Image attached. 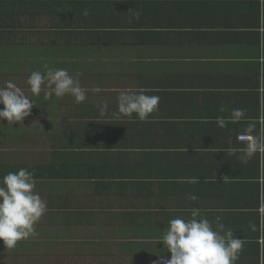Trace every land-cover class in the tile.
Segmentation results:
<instances>
[{
	"label": "crops",
	"instance_id": "1",
	"mask_svg": "<svg viewBox=\"0 0 264 264\" xmlns=\"http://www.w3.org/2000/svg\"><path fill=\"white\" fill-rule=\"evenodd\" d=\"M126 1H129V7L125 10ZM142 1L148 6V12L142 19L151 24L128 28L136 18L135 10L131 9ZM89 3L90 0H86L85 4L92 10L90 14L97 17L99 11L105 14L104 18H99L105 25L98 26L107 41L103 49L90 52L91 48L82 44L84 52L90 53L88 56L91 57L92 52L101 55L102 63L94 56L99 73H91L97 87L102 85L107 89L109 85L108 93L116 92L117 96L121 91L128 93L147 89V94L160 97L157 111L146 120L136 118L140 123L138 127L149 135L147 147L160 152L155 164L165 167L155 183L173 192L177 190L173 189L176 186L172 183L180 182L190 187V192L194 191L192 194L204 198L207 197L198 194L196 189L209 191L208 201L214 207L215 203L211 202L215 199L214 190L219 181H229L226 175L238 172L243 165L260 164L261 156L257 155L260 152L249 157L247 145L250 141L240 140L239 136H254L252 124L260 120L249 115H255L256 106L259 110L262 105L264 108V0H92ZM112 4L118 6V11L113 10ZM0 6L4 8L0 9V18L7 22H20L12 28L23 32L37 30L41 39L38 41L47 51L61 52V56H65L61 62L69 59L76 63V56H70L78 51L76 27H73V37L59 33L57 36L49 35L46 40L47 33H54L49 22L68 24L69 31L71 23H76L78 11L72 0H38L35 7L29 3L19 11L14 9V0H0ZM87 17L91 21L94 19L89 13ZM33 41L26 36L22 45ZM114 59L117 61L113 62ZM20 63L23 67L29 66L22 61ZM55 63L60 61L37 70L43 73L47 68H55ZM107 66L111 68L110 72ZM24 72L22 77L26 74ZM236 109L243 110L244 115L237 117ZM156 141L158 146L154 144ZM47 148L45 145L40 151L28 147L33 161L39 155L45 163L49 162L50 149ZM180 152L186 155H180ZM15 165L23 166L20 163ZM179 169L182 170L181 176L178 175ZM193 178L196 183L189 182ZM36 181L40 183L38 188L49 192L46 199L52 210L44 225L50 227H42L32 237V252L25 253L21 247L14 252L18 255L10 253L2 257L0 254V264H61L62 257L72 264L76 256V264H110L112 261H117V264H160L161 256L170 255L163 253L162 249L159 252L161 239L156 238L147 240V248L137 247L138 252L131 256H123L119 247L110 251L108 243L112 238L105 241L106 233L92 241L86 237H79V240L76 230L81 226L94 229V223H77L75 194L68 197L71 200L73 197V200L62 205V210L56 206L63 196L71 193L70 184L76 185V182H65L63 192L55 188L54 191L60 193V198H57L46 181L38 178ZM173 202L174 199L166 201V204ZM210 204H204L205 211L200 212L198 218H206L211 213ZM184 211L180 217L185 220L191 218L192 208ZM172 217L177 218L174 213ZM163 218H153V229L168 227L170 219ZM56 225L70 229L69 235L59 233ZM122 225L115 222V225L106 224L102 229H116ZM117 239L120 246L124 240ZM150 243L156 247L152 249ZM80 247L87 250L79 252ZM8 250L0 249L4 253ZM253 258L243 264H261L260 259L254 261ZM242 261L240 259L238 264Z\"/></svg>",
	"mask_w": 264,
	"mask_h": 264
},
{
	"label": "trees",
	"instance_id": "2",
	"mask_svg": "<svg viewBox=\"0 0 264 264\" xmlns=\"http://www.w3.org/2000/svg\"><path fill=\"white\" fill-rule=\"evenodd\" d=\"M14 1V9L17 11L29 3H33L35 7L38 2V0ZM85 2L86 0H72L78 15L76 23H71L70 31L68 30V24L55 21L48 23L53 28L54 33H47L46 40H48L49 35L57 36L59 33L73 37V27H76V34L78 35L76 50L78 51L76 55H70L71 57L84 54L82 44H86L91 48V51L97 52L101 51L107 42L102 37L101 28L98 27L105 25V22L99 19L104 18V12L99 11L97 13L99 14L98 17L90 14L92 10ZM91 2L92 0H90L89 5ZM128 2L126 1L125 10L129 7ZM97 4H100V2L97 1ZM86 6L89 15L94 17L93 21L87 15L82 14ZM112 6L113 10L118 11V6L114 4ZM0 9L4 8L0 6ZM131 10H135V13L139 12L141 16H139V19L135 18L134 22L128 25V28L151 24L144 22L142 19L148 12V6L144 1L137 3ZM19 23L7 22L5 19L0 18V55L3 58H10V64L0 60V62L6 64V67H0V76L14 81L18 86L23 84L24 88H21L27 92V76L19 79L18 75L23 74L24 68L34 69V71L43 69H40L37 65L23 67L20 63L22 60L27 62L26 58H32L33 56L55 57L60 55L58 58L65 56H61L63 54L57 50L52 53L47 51L38 41V39H41L37 30L23 32L20 29L12 28ZM120 29L122 30V27ZM26 36L29 40L33 39V43L22 45V42L26 40ZM70 37L66 38L69 39ZM25 51L30 53L26 54ZM18 52H22L24 56L19 57ZM91 57L94 58L93 52ZM22 63L24 64V62ZM54 65L55 68L51 67L52 69H67L69 74L73 76L77 73L80 74L78 78L81 87L86 90L87 99L84 102L77 103L70 95L57 98L53 94L48 98L46 93L50 89L45 86H42L41 93L38 96H33L30 93L31 99L36 104L28 116L30 118H35L38 107V119L52 117L54 113L59 115L61 109H65L63 121L58 128H55L51 123L50 127L47 128L36 124L32 129H29L31 133L27 134V138H29V135L31 136L28 141L34 143V149L37 148L42 151L45 147L43 143L48 145L47 149L50 150L47 159L49 162L45 163L44 158L42 159L39 155H36V160L33 161L32 153L25 152L24 149L19 151L25 152L22 156L23 160L31 162L25 163L23 166L3 165L1 163L3 158H9L8 156L5 157L6 154L15 157L12 154L17 153L14 147L24 138V128L22 126L23 123L26 126L29 118L26 117L21 124L13 125L11 123L7 124L6 121H0V178L8 172H16L21 168H26L34 173L35 179L46 181L47 186L53 191L58 186L56 183L63 182L59 184L61 186L65 182H76L73 191L75 190L78 193L80 189L84 188L86 193V197L81 201L79 199L78 202L75 199L78 203L77 223L85 225H88V222L94 223L92 225L94 229L79 231L88 232L90 236L86 238L89 240L98 239L102 233L108 234L107 238H110L112 233L102 229L104 225H115V222L123 223L122 226L111 229L114 230L115 236L112 237V242L108 243L111 245V249L119 247L123 256H131L134 252H138L137 247L147 248L149 244L147 240L151 238H162L167 227L153 229L155 226L153 218L155 216L160 218L164 216V220H171L173 219V213L180 217L181 214H185L186 211L184 210L190 208L192 210L199 209L201 213L205 211L204 204H210L208 197L211 196V193L209 191L203 190V192H200L196 189L198 194H204L207 197L204 198L192 194L194 191L190 192L188 189L190 187L180 182L172 183L173 186H176L173 189L177 190L173 192L165 189L166 187L160 188L163 185L158 186L155 183L161 169L165 168L155 164L160 152L147 147L146 141L149 135L139 128L140 123L136 121L135 116L132 118L123 116L117 118L113 115L117 112L119 96L116 92L108 93V90H94L102 87V85L97 87L96 79L94 75H91L92 67L90 64L86 70H82L79 64L72 63L69 59ZM92 90L94 93H91ZM104 103L107 104V112L104 116H101L99 108ZM2 107L0 105V108ZM249 116L260 120V122L256 121L252 124L254 131V136H252L264 137L263 105L260 110L256 106L255 115ZM12 126L14 127L13 133L9 131ZM19 128L21 129L19 130ZM108 130L113 132L114 135L107 134ZM4 141L8 143L9 147L7 149L3 145ZM154 144L158 146L157 141ZM159 151L163 152V150ZM180 155H186V153L180 152ZM257 155L261 156L259 166H253L249 163L243 165L238 172L234 171L226 175L229 181H219L216 184L215 199H212L211 202L215 205L213 207L210 204L211 213L206 217L211 222L214 230H218V224L224 225L221 235L226 231H232L236 238L242 240V247L237 252L238 258L234 264H238L240 259L243 260L240 264H243L252 257H254V261L260 259L259 262L264 264V152L257 153ZM178 175H182L181 169H179ZM162 189L164 191L160 192ZM54 194L57 195V198H60V193L54 191ZM70 194H73V192ZM70 194L63 196L60 204L56 205L60 210H62V205L67 202L71 203L73 200V197L72 200L68 198ZM191 195L196 197L194 201L189 199ZM173 199V204H166V201H172ZM89 200L97 202L98 208L89 206L87 204ZM170 210L173 213L169 212ZM216 210L218 211L216 212ZM110 211L112 213H108ZM98 213L102 214L99 215ZM95 233L98 236L94 235ZM117 237L124 240L120 246H118L120 241ZM140 243H144L143 246H137ZM151 245L152 249L156 247V244ZM96 246L98 247V245ZM161 249L163 253H167L163 245H160L159 252H161Z\"/></svg>",
	"mask_w": 264,
	"mask_h": 264
},
{
	"label": "clouds",
	"instance_id": "3",
	"mask_svg": "<svg viewBox=\"0 0 264 264\" xmlns=\"http://www.w3.org/2000/svg\"><path fill=\"white\" fill-rule=\"evenodd\" d=\"M82 14L86 16L88 11L85 10ZM139 16L140 13L137 12L136 18L139 19ZM79 75H70L63 68H47L43 73L32 71L26 84L33 96H38L42 86H45L50 89L46 93L48 98L53 94L57 98L70 95L75 102L81 103L87 96L86 90L80 85ZM94 90L99 91V88ZM147 93V89H137L121 94L118 97L117 112L113 115L117 118L135 116L139 120H146L158 110L160 101L158 95ZM0 105L3 106L0 108V121L13 125L21 124L36 104L17 83L8 80L0 87ZM99 111L104 116L107 104L101 105ZM235 115L241 117L244 112L236 109ZM258 151L264 152V137H250L248 156L251 157ZM189 182L196 183L197 180L193 178ZM36 184L34 173L26 168L8 172L0 178V241L5 249L15 248L18 242L37 235L35 225L45 214L46 201L35 191ZM189 199L194 201L196 197L190 196ZM198 217L199 209H193L191 218L185 220L177 217L169 221L161 244L170 255L161 256L160 264H234L238 258L237 252L242 247V240L236 238L232 231L221 235L223 224H218V230H214L207 218Z\"/></svg>",
	"mask_w": 264,
	"mask_h": 264
},
{
	"label": "rangeland",
	"instance_id": "4",
	"mask_svg": "<svg viewBox=\"0 0 264 264\" xmlns=\"http://www.w3.org/2000/svg\"><path fill=\"white\" fill-rule=\"evenodd\" d=\"M90 51H91V50H90ZM89 54H90L89 52H84L83 55H78V56L76 57L75 62H76L77 64L80 65V68H81L82 70H86L87 66L90 64L91 67H92V68H91V72H92V73H99V70H98V68H97V64H96V59L99 61V63H102L101 55H100V54H94V56L96 57V59H95V58H93V57L88 56ZM17 55H18L19 57H23V56H24V54H23L22 52H18ZM59 56H60V55H57V56H55V57H34V56H33L32 58L27 57V58H26L27 62H26V61H23V60H22V62L26 63L27 66L29 65L28 67H30V66H32V65H37L40 69H45V68H46L49 64H51L52 62H56V61H60V62H61V61H63V58H59V59H58ZM79 56H82V57H79ZM9 59H10L9 57H5V58H3V57L0 55V60L3 61V62H7L8 64H10V60H9ZM19 60H20V59H19ZM114 61H117V59H114L113 62H114ZM116 63H117V62H116ZM1 66H5V67H6V64L0 62V67H1ZM36 68H37V67H36ZM109 68H110V67L107 66V70H108ZM110 70H111V68L109 69V72H110ZM32 71H34V69H33ZM32 71H31V72H32ZM31 72L29 71V69L26 68V71L24 72V73H26V74H24L23 76H26V75L29 76V75L31 74ZM28 76H27L26 78H28ZM5 78H6V77H4V76H0V87H2L6 81L10 80V79H5ZM18 78L21 79V78H22V75L19 74V75H18ZM19 85H20L19 87H23V84H19ZM23 88H24V87H23ZM109 89H110V87H109V85H108V88H107V89H104L103 87H100V88H99V91H100V90H109ZM25 93H26V95H28L29 98L31 99L30 92H29V91H27V92L25 91ZM91 93H94V91L92 90ZM121 94H124V92L121 91V92H120V95H121ZM37 109H38V110H37V112H36L35 118H30V117H28L29 119H27V124H26V126H25L24 123H23L22 128H24V129H23V136H24V139L22 138L23 141H22V139H21L20 142H19V144H18L16 147H14L15 151L17 152V153H15V157H13L12 155H8V154H6L5 157L8 156L9 158H8V159L3 158V160L1 161V163H2L3 165H15V164H19V163H20V164H25V163H29V162H31V161L23 160V157H22V156L25 154L26 151L29 153V151H30L31 149H28V147L34 149V146H35L34 143L28 141V139H29L31 136L29 135V138H27V137H28L27 134H28V133H31V131H30L29 129H32V128L34 127V125H36V124H40V126H43L44 128H47V127H50V123H51V124L54 125L55 128H58L59 124L62 123V121H63V117H64V115H65V109H64V110L61 109V112H60L59 115H57V113H54V114L52 115V117H45L44 119H38V118H39V108H37ZM22 122H23V121H22ZM125 126H126V125H125ZM20 129H21V128H19V130H20ZM126 129H127V128H126ZM13 130H14V127L12 126V127L9 129V131H10L11 133H13ZM108 131H109V130H108ZM107 134H109V135H110V134H113V135H114V133L111 132V131H109ZM43 144L46 145L45 143H43ZM3 145H4V147H5L6 149L9 147V146H8V143H7L6 141L3 142ZM24 149H25V152H23V151H22V152H19V151L24 150ZM18 152H19V153H18ZM21 157H22V158H21ZM61 183H63V182L56 183V184L58 185L56 188H57V190H58L59 192H63V191H62V189H63V185L59 186V184H61ZM66 183H67V182H66ZM39 184H40L39 181H37L35 191L38 192V193L40 194L41 198H42L44 201H46V211H45V214L41 217V219H40V221L38 222V224L35 225V227H36V232L39 231L42 227H50V226H46V225H44V224H45L44 222H46V219H47V217H48V213H49V211L52 210V209H50V207H49V206H50V205H49V200L46 199V195H47L49 192H48V190H47V191H44V190H41L40 188H38V185H39ZM70 186H71V192H73V189H74V186H75V185H71V184H70ZM74 194H75V199L78 200V202H79V199H80V201H81L84 197H86V196H85L86 193H85V191H84V188H83V189H80V191H79L78 193H73V194H70V195L72 196V195H74ZM87 204H89V206H92V208H94V207L98 208V207H97V206H98V203L95 202V201L89 200V201H87ZM98 214L100 215L101 213H98ZM55 227H59V233H66L67 235H69L68 230H70V229H65V228L62 227L61 225H59V226L56 225ZM79 230H88V229H85V228H79V229H77V230H76V233H77L78 239H79V237H89V236H90V234H88V232H85V231H79ZM99 231H102V230H99ZM106 231H109V232L112 233V234H111V237H110V238H107L105 241H108V240H110L112 237L115 236L114 233H113L114 230L109 229V230H106ZM57 232H58V231H57ZM72 233H73V229H71V234H72ZM94 235L98 236L97 233H95ZM155 238H156V239H160V238H158V237H155ZM32 240H33L32 237H30V238L27 239V240H22V241H20V242L17 243V245H16L15 248H12V249H9L8 251H5L6 253H4L3 251H0V254H2V257H3L4 255L10 254V253L14 254V252L20 250L21 247L25 250V253H30V252L33 251V246H32V244H31ZM90 240L92 241V239H90ZM75 243H79V241H76ZM147 243H149V242H147ZM2 248H4V247H3V243H2V241H0V249H2ZM86 250H87V249L84 248V247H80V248H79V251H82V252H85ZM112 250H114V249H111L110 251H112ZM103 253H105V252H103ZM14 255H18V254H14ZM102 256H105V255H102ZM77 260H78V257L76 256V260H75L74 263H72V264H76V261H77ZM127 260L133 261V260L128 259V258H127ZM27 263H29V262H27ZM19 264H20V262H19ZM25 264H26V263H25ZM61 264H68L66 261L63 260V257H62V262H61ZM78 264H80V263H78ZM88 264H98V263H96V262H91V263H88ZM110 264H117V261H112V262H110Z\"/></svg>",
	"mask_w": 264,
	"mask_h": 264
},
{
	"label": "built area",
	"instance_id": "5",
	"mask_svg": "<svg viewBox=\"0 0 264 264\" xmlns=\"http://www.w3.org/2000/svg\"><path fill=\"white\" fill-rule=\"evenodd\" d=\"M239 139L240 140H249L250 141V137H247V136H239Z\"/></svg>",
	"mask_w": 264,
	"mask_h": 264
}]
</instances>
